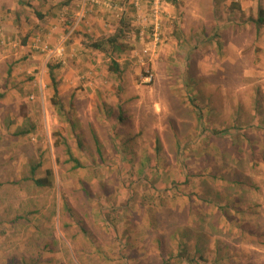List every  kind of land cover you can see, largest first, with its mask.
<instances>
[{"label": "rangeland", "instance_id": "obj_1", "mask_svg": "<svg viewBox=\"0 0 264 264\" xmlns=\"http://www.w3.org/2000/svg\"><path fill=\"white\" fill-rule=\"evenodd\" d=\"M206 12L181 47L178 18L158 43L122 23L118 48L67 47L56 67L0 0V264H261L246 250L264 253L263 27L256 12L227 50L226 13Z\"/></svg>", "mask_w": 264, "mask_h": 264}, {"label": "crops", "instance_id": "obj_2", "mask_svg": "<svg viewBox=\"0 0 264 264\" xmlns=\"http://www.w3.org/2000/svg\"><path fill=\"white\" fill-rule=\"evenodd\" d=\"M9 1L11 2V0ZM179 1L183 2V5H176V3ZM204 1L208 5L206 10L199 6L198 10L192 7L191 3L195 2V0H166L165 10L163 14V19L165 20H162L163 23L165 24L168 20L170 21L171 18L173 19V17H175L178 18V20L176 21V25L178 26L179 23L184 26L183 30L182 27H179L180 30L167 31L164 25L163 28H165L168 33H171L169 35V43H171L172 47H181L184 44V41L187 40L186 38L188 36V32L186 30H188V28H185V24L188 18L191 17V15H195L196 19H204V15L205 13H207L206 11L208 10L209 12V10L214 9V12L221 11L220 13H226L227 21L226 19L219 20V22L222 23V26H220V28L227 29L226 34H223L221 32V40L223 41V43H225L224 48H234L235 46L233 44V41H236L235 36L245 35L242 34V30H245L246 34L250 31V29L247 30L246 27L249 26L248 24L251 22L252 18L255 17V13L259 8L257 4L259 5L261 3V0ZM61 2H64V4L61 5ZM109 2L111 3V5H108ZM16 3L19 4V7H21V9H25V14L22 13V16L24 17L21 22L22 26H27L26 31H28V33L31 29H33V27H35L34 34L36 35L31 39L32 49H35L38 53H43L46 55L47 53L44 52L45 46H49V48H51L56 46L58 43H61V41H64L63 53L66 52L65 49L68 47V49H70L69 54H74L76 56V53L72 52L71 50L82 47V49L85 48L83 52L90 51L93 53H99V55H104L103 51L88 47V43L85 44L84 42H80V44H76L77 42L79 43V40L74 39L75 36L69 39V43L67 46V34L74 30H81L85 33H89V35L93 36L95 39L105 38L107 36L104 35L116 32L118 29H121L120 25L122 23H130V25H134L133 30L141 33L142 29L136 23H139L141 25L146 20H148V0H139V9H135L132 0H96L95 2L91 0H16ZM210 4H212V7ZM38 14L42 16V19L38 17ZM30 18L32 20H29ZM182 19H185V21L183 22ZM25 20L27 21L25 22ZM226 23H228V25H226ZM196 25H194V23H190L188 24V27ZM256 29L257 30L255 31H259V34H264V27ZM0 34L2 33L0 32ZM36 39H38L39 42L33 44L34 40ZM239 40L242 41L243 39L240 38ZM193 41H195V38H190L188 42L191 43ZM259 41V45L264 50V35L259 38ZM164 47L165 45L160 48L161 50H159V52L164 51L170 54L174 51L169 47L165 50ZM64 57H67V54H64L62 56L63 60ZM152 57H154V55H152ZM114 61H116V63L120 65L117 59H114ZM228 62H232L230 57H228ZM212 66L216 65L213 64ZM250 247L253 248L255 246L250 244ZM246 253L253 260L255 259L256 255H260V263L264 264V253H258L250 250H246Z\"/></svg>", "mask_w": 264, "mask_h": 264}, {"label": "trees", "instance_id": "obj_3", "mask_svg": "<svg viewBox=\"0 0 264 264\" xmlns=\"http://www.w3.org/2000/svg\"><path fill=\"white\" fill-rule=\"evenodd\" d=\"M64 4V2H61V5ZM257 15L256 18H254L253 22L255 23V25L257 27H264V6L263 7H259L257 9ZM38 17L40 19H42V16L40 14H38ZM123 31L119 30L118 32H115L114 34L107 36L105 38H96V39H92L91 41L88 42V47H91L93 49L99 50V51H105V46L106 45H111V47L114 48H118L117 47V43L122 35ZM63 59L58 60L57 59V64L56 67H60V65H62L63 63ZM118 64L116 63V61L112 60V62L110 63L108 70L109 71H118ZM50 71H52V67L50 66ZM51 73V72H50ZM53 91L54 93H57L56 91V86L53 87ZM37 167V165L33 166L31 169V174L32 176L30 177L33 181V183L35 184V186L37 187H49L52 184L53 181V173L52 170H46L45 172V177H41V178H36L33 176L34 174V170ZM67 207V203L65 204Z\"/></svg>", "mask_w": 264, "mask_h": 264}, {"label": "built area", "instance_id": "obj_4", "mask_svg": "<svg viewBox=\"0 0 264 264\" xmlns=\"http://www.w3.org/2000/svg\"><path fill=\"white\" fill-rule=\"evenodd\" d=\"M91 1L95 2L96 0H91ZM132 3L134 4L135 9H139L140 7L139 0H132ZM165 4H166V0H148V11H147L148 20L146 21H148L150 25V34L153 40L152 42L155 43H158L160 41L159 31L161 28V20L163 18V14L165 10ZM108 5H111V3L109 2ZM145 27L147 28V26ZM2 41H4V39ZM38 42L39 40L36 39L34 40L33 44ZM63 51H64V41H61V43H58L56 46L51 48H49V46L44 47V52L47 53L49 58L55 57L58 60L62 59Z\"/></svg>", "mask_w": 264, "mask_h": 264}]
</instances>
